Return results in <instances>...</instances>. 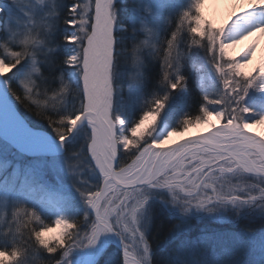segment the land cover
Returning <instances> with one entry per match:
<instances>
[{"label": "snow or ice", "instance_id": "obj_1", "mask_svg": "<svg viewBox=\"0 0 264 264\" xmlns=\"http://www.w3.org/2000/svg\"><path fill=\"white\" fill-rule=\"evenodd\" d=\"M233 3L243 11L218 25ZM0 17V264H35L40 249L47 264H264V135L250 131L264 111L249 101L264 62L245 70L256 44L229 54L264 35V0H0ZM193 95L195 120L176 103ZM178 107L183 132L209 127L167 145L179 129L158 128ZM65 171L70 189L50 180ZM164 213L176 223L155 261ZM202 216L238 230L192 239ZM53 218L62 231L46 238ZM109 238L119 250L102 262Z\"/></svg>", "mask_w": 264, "mask_h": 264}, {"label": "trees", "instance_id": "obj_2", "mask_svg": "<svg viewBox=\"0 0 264 264\" xmlns=\"http://www.w3.org/2000/svg\"><path fill=\"white\" fill-rule=\"evenodd\" d=\"M125 3L127 7H130L132 0H125ZM121 12L123 14L124 12L123 8L121 9ZM129 68H130V64H129ZM196 91H198V89ZM176 103L177 105L183 107V110L188 113L189 118L195 120V116L199 114L196 107L195 95H193V98L190 99L186 105L182 104L181 101H177ZM16 110L30 127H33V125L37 126L36 128H34L35 130H43L47 127L44 121L40 120L33 112L28 111L24 106L16 105ZM177 114H179L180 116L177 117V115H175L173 119L165 120L163 123L169 124L171 129L177 127L179 129V132H182L181 121L183 120L184 116L183 113L180 111V107L177 108ZM194 126L197 125L194 124L191 127ZM13 159L15 158L13 157ZM20 162L22 164L24 163L23 160ZM50 180L56 186L63 187L64 189H70L72 185V178L67 174L66 171L62 172L59 176L50 177ZM75 200L77 202L78 207L82 209L83 202L80 200L78 193L75 194ZM80 215H82V212H78L74 214L75 218H79ZM44 223H46L48 227L52 228L55 224L54 218L51 222L45 220ZM174 223H176V220L173 217L169 216L167 213H164L163 215H158L154 218L153 230L150 233V243L153 246L155 261L161 260L162 258L167 256L168 252L170 251V247L168 245L166 237H167L168 228L170 227L171 224ZM261 223L262 222L257 221L255 224H253V227L255 229H260ZM161 224H162L161 229L159 231H156V227ZM36 226L37 225L35 224L29 225L30 228ZM242 226H243V222H241L240 224V227ZM236 230H238V226L232 223H216L206 219L197 220L193 218L191 221L190 236L192 239H196L197 237L201 236L202 233H206L209 236H211L213 234L231 232ZM117 253H118V249L116 248L114 243L111 242L105 247L104 255L101 257V261L103 262L111 257H115ZM49 259H50V254H48L43 249H40L37 255V259L35 260V264H47Z\"/></svg>", "mask_w": 264, "mask_h": 264}, {"label": "bare ground", "instance_id": "obj_3", "mask_svg": "<svg viewBox=\"0 0 264 264\" xmlns=\"http://www.w3.org/2000/svg\"><path fill=\"white\" fill-rule=\"evenodd\" d=\"M248 5L245 4L244 7ZM233 9L236 11H243V8L239 7L235 3L230 6H223L220 8L219 12L214 17L215 21L219 25L227 20L231 15ZM213 18V17H210ZM251 44H256L257 52L252 60V62L246 66V71H251L254 67L258 66L260 63L264 62V35L256 34L253 37L242 41L241 43L235 45L232 49L229 50V54L233 57L239 58L241 53ZM212 124H217L218 122L215 119L211 120ZM209 125H198L196 127H191L187 132H180L176 135H173L167 141V145H175L178 142H182L189 137H194L200 134L207 132ZM251 132H254L257 135H264V126H259L256 128H250ZM167 130L163 128L160 133L166 134Z\"/></svg>", "mask_w": 264, "mask_h": 264}, {"label": "rangeland", "instance_id": "obj_4", "mask_svg": "<svg viewBox=\"0 0 264 264\" xmlns=\"http://www.w3.org/2000/svg\"><path fill=\"white\" fill-rule=\"evenodd\" d=\"M0 19H2V18H0ZM261 96H264V93H258L255 89H251L250 92H249V101H250L251 106H252L253 108H256V109H258V110H262V111H264V107H262V106L260 105V103H259V99H258V98L261 97ZM176 115H177V117L180 116L179 114H176ZM168 125H169V124L161 123V124L159 125L158 131H160V130L162 129V127H163V128H166V127H167V129H168ZM197 126H198V125H197ZM194 127H196V126H194ZM190 128H191V127H189V129H190ZM170 130H171V129H170ZM167 131H169V129H168ZM64 174H66V173H64ZM57 187H60V186H57ZM62 188H63V187H62ZM194 219H197V220H200V219H206V220H210V221H213V222H216V223H220V222H218V221H216V220H214V219H212V218H210V217H207V216H202V217H200V218H196V217H194ZM51 229H52V231L47 232V233L45 234V237H46V238H52V237H55L56 235L59 234L60 231H62V229L57 228L56 225H54ZM111 242H112V239L109 238V241H108V243L106 244V246H107L109 243H111ZM106 246H105V247H106Z\"/></svg>", "mask_w": 264, "mask_h": 264}, {"label": "water", "instance_id": "obj_5", "mask_svg": "<svg viewBox=\"0 0 264 264\" xmlns=\"http://www.w3.org/2000/svg\"><path fill=\"white\" fill-rule=\"evenodd\" d=\"M114 241H115V245H116V247L118 248V250H119V244H118V242L114 239Z\"/></svg>", "mask_w": 264, "mask_h": 264}]
</instances>
